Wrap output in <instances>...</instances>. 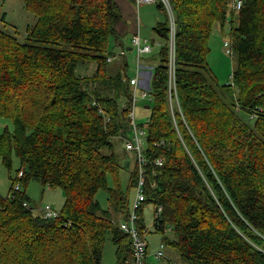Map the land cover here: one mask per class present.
<instances>
[{"label": "trees", "instance_id": "1", "mask_svg": "<svg viewBox=\"0 0 264 264\" xmlns=\"http://www.w3.org/2000/svg\"><path fill=\"white\" fill-rule=\"evenodd\" d=\"M22 2L35 22L21 39L0 15V117L12 123L0 133V155L6 166L12 156L20 162L0 194V264H101L107 241L124 264L131 239L119 224L131 211L138 165L123 186L112 139L129 137L132 93L126 63L116 69L108 61L111 42L121 41L119 7L115 0ZM170 2L180 110L168 96L169 25L158 4L162 44L147 74L150 115L139 125L146 199L136 225L163 235L180 256L172 264H264V0H242L240 9L233 0ZM215 25L229 26L237 57L231 83L221 86L206 63ZM87 62L96 63L93 74L77 75ZM30 180L62 190L58 216L34 211Z\"/></svg>", "mask_w": 264, "mask_h": 264}, {"label": "rangeland", "instance_id": "2", "mask_svg": "<svg viewBox=\"0 0 264 264\" xmlns=\"http://www.w3.org/2000/svg\"><path fill=\"white\" fill-rule=\"evenodd\" d=\"M3 12L5 13L6 20L8 23L6 29L8 31H17V36L20 39L23 36H25L26 29L35 22V18L33 17L32 13L24 7L22 0H0V15ZM228 28L229 26L226 25L224 27V30H222L219 25H215L207 39V46L209 48L206 55L207 68L211 76L215 80V84L218 86L231 83L232 72L237 64L236 55L234 53L229 52V50H231V45L228 36ZM140 35H141V31H140ZM151 38L153 39L152 42L154 44H158V46L156 45L157 47L152 53L153 56L152 54H150L152 63H156L154 64V66H156L159 63L157 52L160 47V44H162V39L159 37L156 31H151ZM61 45L64 44L61 43ZM113 47H114V41L111 42L110 49H112ZM130 49L134 53L133 55H135V51L131 44V40H130ZM109 54L114 58V60L111 63L112 67L113 65L114 66L117 65V63L118 66H120L121 62H118V60L120 59H122L124 62L125 58L119 54V48L117 47L113 48V50H111ZM127 63L130 64L129 59H127ZM133 63L135 64L134 61ZM95 69H96V63L94 62H87L83 64L81 63L77 65L76 73L79 76H89L93 74ZM128 69H131L130 65L128 66ZM128 75H130V72H128ZM150 97L151 96H148L147 98H143L141 96L142 98L141 99L139 96H137L136 107H135V119L139 125L145 122L148 119V116L150 115V109L146 108L147 105L146 103L150 100ZM243 116L247 117L246 114H243ZM247 118L251 124H253L256 120L255 116H251ZM6 127L12 130V123L10 122L9 119L0 117V133H2ZM112 143H113L112 152L115 154L117 162L122 166L121 179L123 186H125L128 181L130 169L133 167V164L136 163V161L133 156V153L125 150L124 139L114 137L112 139ZM110 152L111 151H107V150L104 151V153H110ZM19 167H20V162L16 156H12L11 166L9 167L4 164V162L2 161V157L0 155V189L2 188L4 189L3 193L8 192V189L11 185V176L16 175ZM15 183H18V180L15 181ZM19 183L21 185L20 181ZM25 189L27 195L29 196V202L32 205V207H34L35 212H38L37 207L40 206L44 207L46 204H50V205L52 204L51 206L52 207L54 206L55 208H60L63 205L64 196L60 188L54 190L49 189L47 186H44L41 182L37 180H30L27 183ZM52 192H56V195H58V199L55 197L53 198L50 197ZM133 195H134V191L132 192L131 190L130 198H133L132 197ZM102 196H104V193L100 192L98 198L101 200V203L104 204L105 198H103ZM60 204L61 206H59ZM152 211H153V207L148 206L147 210L145 211L146 223H150V224L152 223ZM168 239L171 240V234L168 236ZM146 240L148 242V247H147L148 257L146 258L147 264H172L174 260L176 262L180 261L179 253L172 246H170L168 243L165 242V239L160 232L150 230L148 233H146ZM162 243L164 244V248L162 249L163 256L162 258L157 259L153 253L159 250V246ZM105 245H106V251L108 250L111 251L107 257L110 256V263L112 264L114 262V257L111 254L114 248V244L110 241H107Z\"/></svg>", "mask_w": 264, "mask_h": 264}, {"label": "built area", "instance_id": "3", "mask_svg": "<svg viewBox=\"0 0 264 264\" xmlns=\"http://www.w3.org/2000/svg\"><path fill=\"white\" fill-rule=\"evenodd\" d=\"M137 5L141 3H157L162 5L164 8L169 25L168 32V96L170 103L173 102L179 108L177 88H176V23L175 16L172 9L170 0H135ZM242 5V0H233V7L235 9H240ZM141 35L138 30H136L131 37V44L135 51V74L130 77L129 84L132 93L130 111L128 115V123L130 134L129 137L125 138L124 146L127 151L134 154L135 161L138 165V177L135 186L134 197L132 200L131 211L128 213L127 219L119 224L121 230L127 233L131 239V251L128 258L125 260L124 264H145V259L147 255V240L146 234L141 233L136 225V210L145 201V170L144 165L146 164V159L143 154V140L145 132L141 126L136 122L135 119V107L137 100V91L139 87V78L141 76L142 66L140 64L139 57L142 53H148L152 50L150 44H143L141 41ZM232 53V50H229ZM125 53L124 49L119 51V54ZM112 56L108 57V61L112 60ZM142 97H148L149 93L147 90L141 92ZM180 110V108H179ZM181 112V111H180ZM158 164H161V160H157ZM18 176H22V170L19 171ZM20 187L19 183H15L14 190H18ZM9 197H13L12 192L8 194ZM41 214L44 218H52L58 216V211L55 210L50 204H46L41 208ZM162 206L158 205L154 208V217H158L161 214ZM164 244H160L159 250L155 251L153 254L157 259L162 258Z\"/></svg>", "mask_w": 264, "mask_h": 264}, {"label": "crops", "instance_id": "4", "mask_svg": "<svg viewBox=\"0 0 264 264\" xmlns=\"http://www.w3.org/2000/svg\"><path fill=\"white\" fill-rule=\"evenodd\" d=\"M115 1L117 3V5L119 7V11L121 13V21H119V23L116 26V30L120 36L121 41H119V43L114 42L113 48L117 47V48H119V51H120V49L125 50V53L120 54L122 57L125 58L124 62L122 59H120L121 61L118 60V62H121V65L126 63V70L125 71L127 74H128V72H130V75H129L130 77H133L135 74V64L133 63V61L135 62V58L133 55L134 53L130 49V40H131L133 33L136 30H138L139 33L141 31L142 43L143 44H150L151 47H153V50H151L148 53H142L139 57L140 64L142 66V71H141V76L139 78V87H138V91H137V96H139L141 98V92L143 90H147V85H148L147 74H148V71L153 69L154 64H156V63H152V59H151L150 54L153 53V51L156 49L158 44H154L152 42L153 39L151 38V31H155L154 30L155 24L158 21H161L163 19V13H162V10L159 8L157 3H141L140 5H137L135 0H115ZM138 6H139V9H138ZM123 37H124V39H123ZM127 47H129V49ZM113 48L111 50H113ZM152 56H153V54H152ZM132 58H133V61H132ZM127 59L130 60V64L127 63ZM113 60H114V58H112L110 63H112ZM129 65L131 66V69H128ZM113 68L117 69L118 63L115 66L113 65ZM145 98H147V97H145ZM3 190H4L3 188L0 189V194L6 195L8 192L3 193L4 192ZM50 197L51 198L55 197L58 199V195H56V192H52ZM61 204L59 206H61ZM41 208H42L41 206L37 207V209L40 212H42ZM53 208L55 210H59L61 207L55 208L53 206ZM147 247H148V242H147ZM115 250H116V247L114 246V248L112 250V254H111L114 257V262L112 264H117L116 257H115ZM110 252L111 251H109V250L106 251V246H105L101 264H111L110 263V256L107 257L110 254ZM147 257H148V255H146V258ZM175 262L176 261L174 260L173 263H175ZM145 264H147V259H145Z\"/></svg>", "mask_w": 264, "mask_h": 264}, {"label": "water", "instance_id": "5", "mask_svg": "<svg viewBox=\"0 0 264 264\" xmlns=\"http://www.w3.org/2000/svg\"><path fill=\"white\" fill-rule=\"evenodd\" d=\"M129 48V47H128ZM147 108L149 107L148 105L146 106Z\"/></svg>", "mask_w": 264, "mask_h": 264}]
</instances>
